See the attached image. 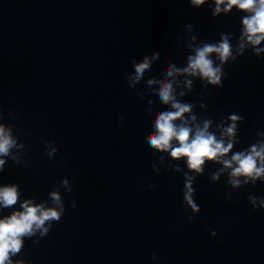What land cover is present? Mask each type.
Returning <instances> with one entry per match:
<instances>
[{"label":"clouds","instance_id":"1","mask_svg":"<svg viewBox=\"0 0 264 264\" xmlns=\"http://www.w3.org/2000/svg\"><path fill=\"white\" fill-rule=\"evenodd\" d=\"M194 6H200L205 0H191ZM214 15L221 11L228 12L233 7L250 13L243 19L244 36L252 45H258L264 41V0H215ZM224 6L223 8L221 6ZM241 49L243 44H241ZM216 54L221 62V66H214V61L210 57ZM232 56V46L227 37H222L221 42L216 44H205L203 47L196 49L195 55L188 58V66L184 69H177L170 66L167 72L169 77L176 73H187L189 75H199L209 84L222 86L221 76L225 75L222 71V65ZM156 57L154 56L153 59ZM234 59V57H233ZM150 66V61L145 58L140 64L135 65V76L131 79L139 81L143 73ZM155 81L149 80L152 84ZM174 89L171 82H162L159 88V98L165 105H171V110L161 111L155 120V131L147 138L148 145L157 151L170 152L174 159L185 158L190 170L201 173L206 160L222 162L224 167L232 169L230 183L233 187L240 185L238 177H247L255 182L259 177L264 176V144L252 146L247 153L238 152L231 156V159H223L233 147L231 141L226 145L223 139L218 140L213 133L208 131L211 121H205L203 128L193 129L186 123L179 126L175 123L177 120H183L184 114L191 111V105L180 103L174 96ZM195 119V117H193ZM233 123L224 130V134L231 137L235 133V121L240 117L233 114L229 117ZM173 141L176 142L173 145ZM16 145V140L11 135V130L0 125V157L10 154V151ZM51 156L52 153H49ZM5 161L0 159V169L3 168ZM235 165V167H233ZM213 180L218 179V175H213ZM248 182V179L244 181ZM67 185V181H64ZM195 189L192 187L191 179L185 182L184 201L192 210L199 211L198 206L193 200ZM54 203L60 204L58 193H51ZM253 207L255 208V198ZM18 200V191L15 185L0 187V205L9 207L15 205ZM264 205V200L261 201ZM23 211L14 212L12 215L0 219V264H12L11 255L19 253L23 237L34 235L36 231L43 229V233L48 231L45 228V222L59 221L63 206L57 208H45L43 204H33L31 201H25L21 205ZM193 219V217H189ZM215 235V233H213ZM155 259V256L152 257ZM21 264V262H17Z\"/></svg>","mask_w":264,"mask_h":264}]
</instances>
